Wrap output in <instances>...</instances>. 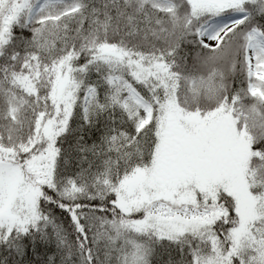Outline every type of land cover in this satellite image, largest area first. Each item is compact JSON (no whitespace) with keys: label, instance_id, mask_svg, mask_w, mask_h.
<instances>
[{"label":"snow or ice","instance_id":"6c2138e0","mask_svg":"<svg viewBox=\"0 0 264 264\" xmlns=\"http://www.w3.org/2000/svg\"><path fill=\"white\" fill-rule=\"evenodd\" d=\"M0 264H264V0H0Z\"/></svg>","mask_w":264,"mask_h":264}]
</instances>
